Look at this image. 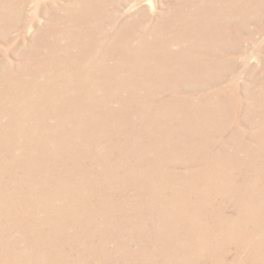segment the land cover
Wrapping results in <instances>:
<instances>
[{
    "label": "bare ground",
    "instance_id": "1",
    "mask_svg": "<svg viewBox=\"0 0 264 264\" xmlns=\"http://www.w3.org/2000/svg\"><path fill=\"white\" fill-rule=\"evenodd\" d=\"M126 3L0 0V264H264V0Z\"/></svg>",
    "mask_w": 264,
    "mask_h": 264
},
{
    "label": "rangeland",
    "instance_id": "2",
    "mask_svg": "<svg viewBox=\"0 0 264 264\" xmlns=\"http://www.w3.org/2000/svg\"><path fill=\"white\" fill-rule=\"evenodd\" d=\"M33 3H36V1H41V0H32ZM44 3H48V4H53L51 7H57L60 3H64L66 0H42ZM168 1L171 0H126V5L124 7V13L127 14V16H132L134 14H136L137 12L144 10L146 13H148L149 15H153V16H157L159 14H162V12H164L165 6L167 4ZM33 4L30 2L29 7L32 6ZM28 7V9H29ZM30 11V9H29ZM134 13V14H133ZM45 15L43 13H39L37 15V26H42L45 22ZM39 24V25H38ZM258 44H263L264 43V35H261L258 37L257 39ZM255 54L250 56V65H253L255 67H260V63L259 60H263L264 57V51L261 50V54L259 56V50H255ZM261 58V59H260ZM239 64H241V59L238 58L237 59ZM9 61L12 63H17L19 62L14 56L9 58ZM241 66V65H240ZM242 67H239V71H241L242 73ZM244 74V73H243ZM240 74V79L239 82L241 84V86L243 87V85H245V83L247 82V78L243 75ZM244 83V84H243ZM243 84V85H242ZM168 94H166L167 98ZM113 106H116V103H111ZM243 127V126H242ZM214 140H217L216 138H214ZM99 166H94V170H98ZM177 170L179 171H183L184 169L182 168H178ZM131 194V192H130ZM74 252L72 251H68V255H70L72 257V254ZM118 260V259H116ZM122 260H118V261H114V260H108L106 261V263L104 264H121ZM83 264H97L95 261H85L83 262Z\"/></svg>",
    "mask_w": 264,
    "mask_h": 264
}]
</instances>
